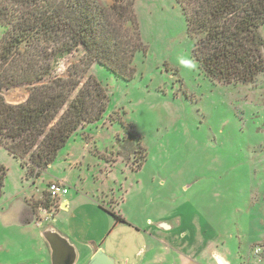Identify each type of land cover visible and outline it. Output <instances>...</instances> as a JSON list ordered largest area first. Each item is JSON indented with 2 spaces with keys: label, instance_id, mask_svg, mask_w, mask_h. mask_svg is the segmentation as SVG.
<instances>
[{
  "label": "rangeland",
  "instance_id": "rangeland-1",
  "mask_svg": "<svg viewBox=\"0 0 264 264\" xmlns=\"http://www.w3.org/2000/svg\"><path fill=\"white\" fill-rule=\"evenodd\" d=\"M134 12L144 46L134 77L100 65L89 71L106 88V110L39 176L0 148L8 170L4 190L44 198L48 182L63 179L75 199L55 219L43 217L42 228L65 229L80 250L97 242L105 254L109 235L121 240V234L128 258L119 264L140 263L147 250L134 257L135 244L150 249L160 237L197 264H264V73L241 85L205 76L177 0H135ZM5 32L0 24V40ZM259 32L264 41V26ZM80 59L81 52L58 58L55 73L67 79ZM78 82V91L88 86L87 77ZM3 95L19 105L29 88ZM119 216L130 228H118Z\"/></svg>",
  "mask_w": 264,
  "mask_h": 264
},
{
  "label": "trees",
  "instance_id": "trees-1",
  "mask_svg": "<svg viewBox=\"0 0 264 264\" xmlns=\"http://www.w3.org/2000/svg\"><path fill=\"white\" fill-rule=\"evenodd\" d=\"M177 1L195 41L193 59L205 76L241 85L264 73V0ZM134 8L135 0H114L111 6L94 0H0V24L6 28L0 40V148L29 175L39 176L80 128L102 118L108 94L89 71L100 65L134 77L133 63L144 50ZM76 52L81 59L68 71L70 78L57 75L55 61ZM86 77L88 86L78 91V78ZM21 86L29 88L26 101L6 102L3 93ZM7 171L0 162V194Z\"/></svg>",
  "mask_w": 264,
  "mask_h": 264
},
{
  "label": "crops",
  "instance_id": "crops-1",
  "mask_svg": "<svg viewBox=\"0 0 264 264\" xmlns=\"http://www.w3.org/2000/svg\"><path fill=\"white\" fill-rule=\"evenodd\" d=\"M55 181L65 184L63 179L51 180L47 185V193L50 183ZM29 196V194H23L22 192L15 195L7 192L4 188L2 189L0 194V264H53L52 249L44 237L45 233L48 231L56 232L67 239L69 244L75 249L76 261L74 264H80L83 257L87 259V263L90 258L92 259L94 257L97 251H102V245L98 244V246L97 242L93 244L88 242L84 246L86 251L83 249L80 250L75 238H73L70 233L63 232L66 231L65 229L61 231L54 226L42 228L43 217L45 221L51 218L55 219L59 209L67 210L69 208L75 199L74 196L70 195V191L67 195L61 196L56 201H52L49 197H45V195L44 198H36L35 195L29 198ZM119 217L125 220L123 217ZM57 223L58 222H55L54 224ZM160 224L163 225V228L167 229L168 232L173 228L168 223ZM120 225L122 226L118 227L119 229L122 227L130 228L131 226L126 220ZM120 236L121 240H119V237H111V235H109V240L112 238V243H109L111 249H105L108 253H106V255L113 259L115 264H119V261L124 257L128 258V256H123L125 255L124 253L127 247L122 239L124 238L123 235L120 234ZM107 239L103 241H107ZM165 243L166 241L160 237L158 246L151 247L150 249L135 244L139 252L137 251L134 257H139L142 251L147 250L145 257L143 259L140 258V263H136L197 264L190 259L188 254L177 253L172 248V246H175L172 242H170L169 245ZM220 264L225 263L221 260Z\"/></svg>",
  "mask_w": 264,
  "mask_h": 264
},
{
  "label": "water",
  "instance_id": "water-1",
  "mask_svg": "<svg viewBox=\"0 0 264 264\" xmlns=\"http://www.w3.org/2000/svg\"><path fill=\"white\" fill-rule=\"evenodd\" d=\"M52 249L53 264H74L76 261L75 249L69 244L67 239L58 233L48 231L44 235ZM88 264H114L103 251H97Z\"/></svg>",
  "mask_w": 264,
  "mask_h": 264
},
{
  "label": "built area",
  "instance_id": "built-area-1",
  "mask_svg": "<svg viewBox=\"0 0 264 264\" xmlns=\"http://www.w3.org/2000/svg\"><path fill=\"white\" fill-rule=\"evenodd\" d=\"M68 193H69V189L66 187L65 184H63L61 182H57V181L53 182L48 187L49 198L52 201H56L61 196H65Z\"/></svg>",
  "mask_w": 264,
  "mask_h": 264
},
{
  "label": "clouds",
  "instance_id": "clouds-1",
  "mask_svg": "<svg viewBox=\"0 0 264 264\" xmlns=\"http://www.w3.org/2000/svg\"><path fill=\"white\" fill-rule=\"evenodd\" d=\"M180 63H181V64H186V63H188V62H187V61H184V60H181Z\"/></svg>",
  "mask_w": 264,
  "mask_h": 264
},
{
  "label": "flooded vegetation",
  "instance_id": "flooded-vegetation-1",
  "mask_svg": "<svg viewBox=\"0 0 264 264\" xmlns=\"http://www.w3.org/2000/svg\"><path fill=\"white\" fill-rule=\"evenodd\" d=\"M115 264V263H114ZM117 264V263H116Z\"/></svg>",
  "mask_w": 264,
  "mask_h": 264
}]
</instances>
